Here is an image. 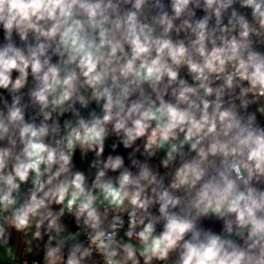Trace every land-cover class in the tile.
Here are the masks:
<instances>
[{"label": "clouds", "instance_id": "9594fccd", "mask_svg": "<svg viewBox=\"0 0 264 264\" xmlns=\"http://www.w3.org/2000/svg\"><path fill=\"white\" fill-rule=\"evenodd\" d=\"M0 264H264V0H0Z\"/></svg>", "mask_w": 264, "mask_h": 264}]
</instances>
